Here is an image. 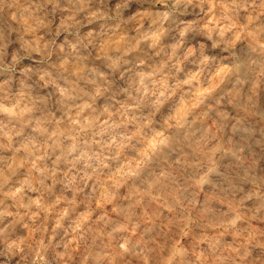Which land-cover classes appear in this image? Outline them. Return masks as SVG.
<instances>
[{
	"label": "clouds",
	"instance_id": "obj_1",
	"mask_svg": "<svg viewBox=\"0 0 264 264\" xmlns=\"http://www.w3.org/2000/svg\"><path fill=\"white\" fill-rule=\"evenodd\" d=\"M0 264H264V0H0Z\"/></svg>",
	"mask_w": 264,
	"mask_h": 264
}]
</instances>
